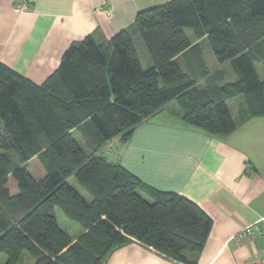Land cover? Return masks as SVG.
<instances>
[{
	"label": "trees",
	"instance_id": "trees-1",
	"mask_svg": "<svg viewBox=\"0 0 264 264\" xmlns=\"http://www.w3.org/2000/svg\"><path fill=\"white\" fill-rule=\"evenodd\" d=\"M262 20L264 0H171L134 19L152 60L146 70L125 30L105 44L86 37L70 46L41 85L0 63V205L10 207L0 208L5 264H18L25 252L33 264H102L130 239L173 258L200 252L212 222L198 206L146 188L97 150L84 154L70 130L87 120L96 147L114 138L125 142L139 124L177 101L189 127L223 137L238 125L226 104L237 96L245 98L241 113L246 116L240 120L263 116L264 82L254 64H264V28L263 39L231 41L234 30H248ZM186 28L198 39L213 40L216 63L229 64L236 82L217 87L212 79L208 91L195 87L173 61L187 49H200L191 46ZM8 152L17 158L12 166ZM34 157L46 172L40 180L24 167ZM9 176L17 184L13 196L6 187ZM70 177L90 201L67 182ZM55 208L82 228L75 243L58 227Z\"/></svg>",
	"mask_w": 264,
	"mask_h": 264
},
{
	"label": "crops",
	"instance_id": "crops-1",
	"mask_svg": "<svg viewBox=\"0 0 264 264\" xmlns=\"http://www.w3.org/2000/svg\"><path fill=\"white\" fill-rule=\"evenodd\" d=\"M169 1L0 0V63L41 85L57 70L70 46L86 37L96 44H105L111 36L125 30L132 38L141 67L146 70L152 66V60L149 55L142 64L137 45L145 50L146 46L134 19L139 12ZM17 5L24 6L21 13L15 11ZM185 34L191 46L200 49H187L173 61L196 81L197 89L208 91L207 84L212 79L217 87L238 80L229 64L220 67L216 63L207 36L198 39L193 31L191 35ZM254 66L264 82L263 62ZM237 98L234 118L231 104ZM237 98L227 100L226 104L238 125L223 137L189 127L182 121L183 112L177 101L139 124L125 142L114 138L96 147L87 120L70 130L84 154L97 150V155L118 163L146 188L174 193L192 202L212 222L200 252L173 258L130 239L114 247L102 264H254L255 257L264 261V115L240 120L245 98ZM173 102L176 108L168 111ZM35 160L38 158L24 164L28 172V164ZM12 161L15 163L17 158ZM35 173L40 179L45 176L42 164ZM139 195L148 203L153 202L147 192L140 191ZM245 229H252L253 235L237 241L236 236ZM82 233L81 228L77 236L68 235L71 243Z\"/></svg>",
	"mask_w": 264,
	"mask_h": 264
},
{
	"label": "rangeland",
	"instance_id": "rangeland-1",
	"mask_svg": "<svg viewBox=\"0 0 264 264\" xmlns=\"http://www.w3.org/2000/svg\"><path fill=\"white\" fill-rule=\"evenodd\" d=\"M263 28H264V20L259 21L254 26H252V28H249L248 30H242V29L234 30L233 36L231 37L232 38L231 41H233V43L236 44V42L239 43V41L246 40V38L248 40H255L258 37H259V39H263V36L262 37L260 36L262 31H263L262 30ZM191 31H192L191 29H187V28L184 29V32H186L188 35H191ZM204 38L205 37H202L200 39H204ZM208 41H210V43H211L213 40L208 38ZM209 50L212 51L213 50L212 47H209ZM137 51L139 52L140 58L142 60V64L144 65V60H145L146 57H147V59L149 58V54L145 50L144 46L137 45ZM209 56L212 57V54H209ZM240 100H241V97H240ZM238 101H239V99L238 100H234V102H232V104H231V113L234 116V118L236 116L235 106H236V103ZM175 106H176L175 102H173L170 105H168L169 108L167 110L168 111H173L176 108ZM243 116H246V112L240 114V118L243 117ZM0 126H1V123H0ZM8 154L11 157V159H14V160L16 159L15 155L12 152H8ZM12 164H13V161H11V165L10 166H12ZM27 168H28L29 172L31 173V175L33 176L34 179H36V180L40 179V177L38 175H36V173H35L36 170L41 169V164H40V162L38 160H35L34 162L28 164ZM68 183L72 187H74L76 190H78V192L84 197L85 200H90L91 199V197L77 184L75 179L70 178L68 180ZM6 187L9 190L10 195L13 196V195L17 194V192H18L17 184H16L15 180L11 176L8 177ZM7 207L4 206V205H0V208H2V210L10 208V207H8V208ZM54 215H55L58 227L62 231L67 232L68 235L71 238L74 237V236H77V234H79L81 232V227L77 223L69 220L61 212V210H59L58 208L54 209ZM34 261H35L34 258L31 257L27 252H25L23 254V256L21 257V259H20L18 264H33ZM5 262H6V256L3 255V254L0 255V264H5Z\"/></svg>",
	"mask_w": 264,
	"mask_h": 264
},
{
	"label": "built area",
	"instance_id": "built-area-1",
	"mask_svg": "<svg viewBox=\"0 0 264 264\" xmlns=\"http://www.w3.org/2000/svg\"><path fill=\"white\" fill-rule=\"evenodd\" d=\"M24 10V6L23 5H17L15 7V11L21 13ZM253 235L252 229H245L243 231H241L240 233H238V235L236 236V240L237 241H242L244 239H248ZM254 264H264V261L260 260L259 258L255 257L254 259Z\"/></svg>",
	"mask_w": 264,
	"mask_h": 264
}]
</instances>
